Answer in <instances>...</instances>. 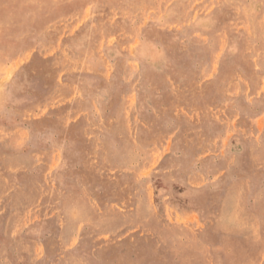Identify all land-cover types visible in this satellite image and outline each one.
<instances>
[{"label": "rangeland", "instance_id": "374dc122", "mask_svg": "<svg viewBox=\"0 0 264 264\" xmlns=\"http://www.w3.org/2000/svg\"><path fill=\"white\" fill-rule=\"evenodd\" d=\"M0 264H264V0H0Z\"/></svg>", "mask_w": 264, "mask_h": 264}]
</instances>
